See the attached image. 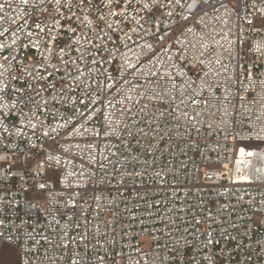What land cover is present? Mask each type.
<instances>
[{"label": "built area", "instance_id": "built-area-1", "mask_svg": "<svg viewBox=\"0 0 264 264\" xmlns=\"http://www.w3.org/2000/svg\"><path fill=\"white\" fill-rule=\"evenodd\" d=\"M264 0H0V261L264 264Z\"/></svg>", "mask_w": 264, "mask_h": 264}, {"label": "rangeland", "instance_id": "rangeland-1", "mask_svg": "<svg viewBox=\"0 0 264 264\" xmlns=\"http://www.w3.org/2000/svg\"><path fill=\"white\" fill-rule=\"evenodd\" d=\"M244 148L247 149H264V143H258V144H243ZM18 263V254L17 252L8 247L5 246L3 249V255L0 261V264H17Z\"/></svg>", "mask_w": 264, "mask_h": 264}]
</instances>
